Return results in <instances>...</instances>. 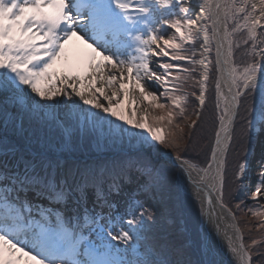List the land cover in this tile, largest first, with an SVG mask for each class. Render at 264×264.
<instances>
[{"label":"snow or ice","instance_id":"obj_1","mask_svg":"<svg viewBox=\"0 0 264 264\" xmlns=\"http://www.w3.org/2000/svg\"><path fill=\"white\" fill-rule=\"evenodd\" d=\"M185 178L264 264V0H0V264H218Z\"/></svg>","mask_w":264,"mask_h":264},{"label":"trees","instance_id":"obj_2","mask_svg":"<svg viewBox=\"0 0 264 264\" xmlns=\"http://www.w3.org/2000/svg\"><path fill=\"white\" fill-rule=\"evenodd\" d=\"M186 47L188 46L186 45ZM240 59L241 57L238 55L237 61L239 62ZM191 90H192V82L190 81L189 84L186 86V91L190 92ZM208 95H209V101L205 108L204 118L206 121H208V124H209L207 136L210 142L212 138V129H211V115H212V109H213L212 97L214 96V85L212 84L211 81L209 83V94ZM162 101H163V98H162ZM189 111H191V105H189ZM160 115H163V113L159 109H157L156 115H152L151 117L149 115V123L154 124L153 117H157ZM159 126L162 127L163 125H159ZM238 195H242V193H238ZM183 196L185 198V205H186V212H187L185 213L186 215L185 218L187 222L191 221V224H188V225L186 224V227H188L190 230L193 229L200 236V238L203 239V232L201 229L202 220H201L200 207L193 200V198L189 196V194L187 195L184 194ZM244 199L246 200L248 205H251V204L253 205V202L249 201L250 199H248L247 196H245ZM262 206L263 208H261V206H258V205L257 206L253 205V208L254 210L264 212V204ZM238 215L240 217L239 224L243 228L245 240L249 238V235H253L257 237L264 235V228L259 227L260 224L262 223V220H264V218L258 219L254 217L251 213L247 211V208H245L242 212L238 213ZM192 218H194L195 222H193ZM249 229H251V233L249 232Z\"/></svg>","mask_w":264,"mask_h":264},{"label":"water","instance_id":"obj_3","mask_svg":"<svg viewBox=\"0 0 264 264\" xmlns=\"http://www.w3.org/2000/svg\"><path fill=\"white\" fill-rule=\"evenodd\" d=\"M201 206V204H200ZM204 208V210L206 212H213L215 211L216 216L213 217L211 215L209 216H203L201 214L202 217V232H203V240L208 241V239L210 240V236L213 237V241H214V248L216 249V254H218V256H216V260L218 262V264H227L228 262H224L225 260L227 261L229 259L227 253H226V239H225V231H227L229 234L232 233V229L229 228V220H224V219H219L220 215H221V210L218 208V206L215 205V202L213 203V205L209 206L207 204H205L204 206L200 207ZM211 209V210H210ZM214 209V210H212ZM209 226V238L206 235V232L204 230V226ZM217 228H219V231H217ZM212 240V239H211Z\"/></svg>","mask_w":264,"mask_h":264},{"label":"rangeland","instance_id":"obj_4","mask_svg":"<svg viewBox=\"0 0 264 264\" xmlns=\"http://www.w3.org/2000/svg\"><path fill=\"white\" fill-rule=\"evenodd\" d=\"M110 92H111V90H109V94H110ZM133 92H134V95L136 94V99H137V100H142V97L139 96V92H138V90H133ZM133 92H132V93H133ZM135 109H136L137 118L143 116V115L145 114V112H147V114H149L150 117H151L152 115H156V114H157V109H155V108H153V107H150L147 101H144V102H142V103H138V104L135 106ZM130 111H132V108H131ZM128 114L130 115L131 112H130V113L128 112ZM182 194H183V195H184V194L187 195V194H189V192H188V190L186 189V191H183ZM189 196H190V194H189ZM244 197H245V196H244ZM259 199L261 200V203H262V204H261V205H258V206H261V208H263L262 205L264 204V196L260 197ZM249 201H251V200H249ZM251 202H252V201H251ZM251 206H253V205L251 204ZM254 206H257V205H254ZM185 213H187V212H185ZM185 216H186V215H185ZM192 220H193V222H195L194 218H192ZM201 220H202V217H201ZM186 221H187V220H186ZM186 224H187V225H188V224H191V221H188ZM201 226H202V224H201ZM191 229H192V228H191ZM192 230H193V229H192Z\"/></svg>","mask_w":264,"mask_h":264},{"label":"bare ground","instance_id":"obj_5","mask_svg":"<svg viewBox=\"0 0 264 264\" xmlns=\"http://www.w3.org/2000/svg\"><path fill=\"white\" fill-rule=\"evenodd\" d=\"M227 91V89L225 88V92ZM194 175V177H195V173L193 174ZM185 186H186V189L188 190V192H189V194H190V196L193 198V200L199 205V207H201V206H204L205 204H203L202 205V203H201V201L200 200H198L197 198H196V196H195V190H194V188H193V186L191 185V184H188L187 183V179L185 178ZM200 204H201V206H200ZM211 210V209H210ZM212 210H214V209H212ZM224 220H227V219H224ZM230 223V222H229ZM204 230H205V232H206V235L208 236V238H209V226L207 227L206 225L204 226ZM212 239V240H211ZM208 242H211L212 243V245H213V254L215 255V257L216 256H218V254H216V249L214 248V241H213V237H211L210 236V240L208 239ZM224 262H228V260L226 261H224ZM228 264V263H227Z\"/></svg>","mask_w":264,"mask_h":264}]
</instances>
